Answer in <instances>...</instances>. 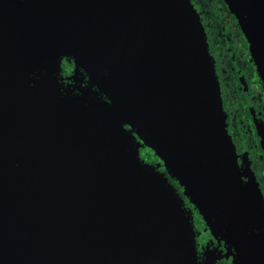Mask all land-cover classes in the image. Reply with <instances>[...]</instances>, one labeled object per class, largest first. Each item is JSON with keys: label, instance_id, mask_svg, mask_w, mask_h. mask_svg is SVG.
Returning a JSON list of instances; mask_svg holds the SVG:
<instances>
[{"label": "water", "instance_id": "obj_1", "mask_svg": "<svg viewBox=\"0 0 264 264\" xmlns=\"http://www.w3.org/2000/svg\"><path fill=\"white\" fill-rule=\"evenodd\" d=\"M224 2L264 80V0ZM65 42L107 103L46 80ZM141 146L241 264L264 257L244 224L261 196L241 179L190 0H0V264H197L182 199Z\"/></svg>", "mask_w": 264, "mask_h": 264}, {"label": "flooded vegetation", "instance_id": "obj_2", "mask_svg": "<svg viewBox=\"0 0 264 264\" xmlns=\"http://www.w3.org/2000/svg\"><path fill=\"white\" fill-rule=\"evenodd\" d=\"M30 2L31 0H5ZM64 2L67 0H58ZM211 10L204 12L191 2L202 23L207 49L214 67L219 84L222 108L225 114V126L233 143L236 163L241 179L247 182L249 191H258L261 196L259 203H255L256 212L251 214L249 222L244 221L246 229L256 243L264 244V80L257 68L250 49V42L244 34L239 22L232 14L224 0V8L220 0H210ZM252 11V9H251ZM215 18V19H214ZM217 20V24L213 22ZM261 29L260 48L262 65L264 67V21ZM43 74H48L46 80L55 79L57 91L62 97L78 98L81 103H107L103 92L98 88L96 79L77 58L73 45L66 42L58 46L56 57L45 65ZM38 68L33 69L32 74ZM125 129H129L127 124ZM135 140L139 141L134 131L131 132ZM143 146L139 148V155ZM152 159L140 158L155 166V170L167 177L178 196L182 199V206L192 221L195 231V253L197 264L203 262V250L215 249L220 254L216 264H241L235 248L228 249V243L220 236H214L194 205L183 194V189L176 179L164 168L162 161L150 151ZM247 264H264L261 259L252 258Z\"/></svg>", "mask_w": 264, "mask_h": 264}, {"label": "trees", "instance_id": "obj_3", "mask_svg": "<svg viewBox=\"0 0 264 264\" xmlns=\"http://www.w3.org/2000/svg\"><path fill=\"white\" fill-rule=\"evenodd\" d=\"M192 2H194V1H196V0H191ZM198 2V6H199V8L200 9H202L204 12H206V11H209L211 14H213V10H211V1L210 0H197ZM191 3V2H190ZM219 4L221 5V6H223V8H224V4H223V1L222 0H220L219 1ZM215 19V18H214ZM215 21V20H214ZM214 23V25H216L217 24V20L215 21V22H213ZM214 68V67H213ZM215 72V71H214ZM217 79V78H216ZM218 82V81H217ZM218 86H219V84H218ZM223 109V108H222ZM225 115V114H224ZM228 133V132H227ZM142 150H144V152H145V155L143 156L144 158H147V159H152V157H151V153H150V149L149 148H147V147H145V146H143V149ZM141 150V151H142ZM139 157H140V155H139ZM141 159V158H140ZM141 160H143V159H141ZM144 161V160H143ZM161 161V160H160ZM144 162H147V161H144ZM149 163V162H148ZM165 168V167H164ZM166 177V176H165ZM196 259V258H195Z\"/></svg>", "mask_w": 264, "mask_h": 264}, {"label": "rangeland", "instance_id": "obj_4", "mask_svg": "<svg viewBox=\"0 0 264 264\" xmlns=\"http://www.w3.org/2000/svg\"><path fill=\"white\" fill-rule=\"evenodd\" d=\"M126 1H129V0H126ZM228 1H230V2H235L236 0H228ZM82 43H83V42H81V44H82ZM79 47H80V45H79ZM79 49H80V48H79ZM89 54H90V53H89ZM87 57H89V58H91L92 60H94V59H93L94 56H92V55H87ZM96 58L98 59V58H100V56L97 55ZM96 73H99V71H97ZM140 155H142V156L145 155L144 150H142V151L140 152ZM209 262H210V259H209Z\"/></svg>", "mask_w": 264, "mask_h": 264}]
</instances>
